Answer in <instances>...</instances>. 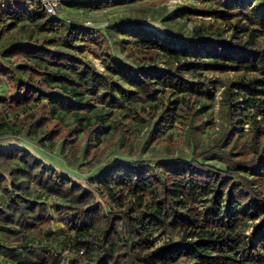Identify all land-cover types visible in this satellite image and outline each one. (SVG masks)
Instances as JSON below:
<instances>
[{"label": "trees", "instance_id": "obj_1", "mask_svg": "<svg viewBox=\"0 0 264 264\" xmlns=\"http://www.w3.org/2000/svg\"><path fill=\"white\" fill-rule=\"evenodd\" d=\"M62 1L83 3L88 9L104 6ZM214 1L220 7L191 12L208 21L187 34L158 36L137 22L114 26L111 35L124 55L120 58L101 32L66 22L60 12L50 16L39 0H0L1 33L17 21H30L38 32L54 35L38 44L2 47L0 78L12 83L9 105L38 104L23 117L26 129L58 125L57 110L73 117L64 146L74 140L72 133L82 131L88 150L107 132L102 113L93 122H82L81 111L89 109L93 99L83 102L84 95L120 108L125 99L155 101L165 90L214 101L220 90V125L212 142L192 151L189 160H120L84 185L23 145L0 147V264H50L45 245L41 258L29 262L26 252H32L33 239L39 244L55 241L60 258L73 250L70 264H264V125L259 119L264 113L259 104L264 101V7L253 0ZM4 17L8 21L1 22ZM84 52L93 53L108 71L121 74L125 85L103 76ZM205 71L240 77L211 80L203 76ZM109 79L111 92L100 93ZM248 109L244 122L243 111ZM200 112H190L191 120ZM153 119L148 113L146 121ZM171 121L166 106L150 125L149 140L157 142ZM3 127L0 122V139L5 137ZM195 130L191 126L189 132ZM116 131L125 134L121 123ZM55 133L43 132L41 147ZM118 186L130 199L116 197ZM199 203L204 204L201 211H192ZM55 219L66 233L51 229ZM156 230L177 233L178 238L157 246L152 239ZM59 261L55 257L54 264Z\"/></svg>", "mask_w": 264, "mask_h": 264}, {"label": "rangeland", "instance_id": "obj_2", "mask_svg": "<svg viewBox=\"0 0 264 264\" xmlns=\"http://www.w3.org/2000/svg\"><path fill=\"white\" fill-rule=\"evenodd\" d=\"M2 1L9 3L10 0ZM80 1L83 0L78 2ZM87 1L100 2L104 6L88 9L82 5L83 3L81 5H70L61 1L57 14L60 12V17L64 18L66 22L77 23L76 25L78 26L83 25L86 28L101 32L108 38L112 52L120 58H124V55L119 52L117 41L111 35L115 33L114 26L124 22H137L142 28L152 30L158 36H164L168 33L176 35L187 34L195 25L208 21L206 17L191 12L220 7L214 0ZM104 1H110L112 4ZM237 1L241 2L243 0ZM253 1L257 5L259 4L260 8L264 7V0ZM209 20L213 21L212 19ZM6 21L8 19L4 17L1 22ZM83 22H87L89 26L84 25ZM219 23L222 25V22ZM53 36V34L38 32L30 21H17L12 29L4 33L0 32V50L11 43L29 41L38 44L43 39H53ZM47 45L49 47L53 46L51 44ZM83 55L94 64L103 76H110L108 78L125 85L121 79V74H114L108 71L103 62L96 58L93 53L84 52ZM164 63L165 60L161 59L159 66H163ZM203 76L211 80L240 77L239 74L234 72L221 73L212 71L203 72ZM105 81L108 86L101 90L100 93L111 92L110 79ZM114 94L118 96L117 93ZM215 94V100L208 101L202 97L176 95L170 90H165L158 95L155 101L125 99L123 107L120 108H109L100 104L95 99V95L90 98L88 95H84L85 101L83 102L93 99L89 100L91 107L81 111L82 122L87 119L93 122L95 115L102 113L105 115V124L108 125L107 132L100 137L101 143L87 150L86 142L81 140L82 131L72 133V136L75 135L74 140L66 146L63 145L65 136L71 132V126L69 125L72 124L73 117L60 110L56 111V115L61 118L58 125L45 127L44 124L36 129H26L24 123H26L27 119L24 120L23 117L31 110L36 109L38 104L31 102L24 108H15L9 105L7 100L14 95L13 86L10 81L0 78V122L4 125L3 128L5 130V137L0 139V147L23 145L46 163L63 173L71 175L84 185H86L85 181L88 178L97 174L102 168L120 160L130 161L137 158L151 161L168 159L189 160L192 151L199 150L204 145L212 142V134L220 125L217 117L220 90H216ZM16 97H20V94ZM259 104L264 108L263 100L259 101ZM166 106L171 109L172 121L157 142L150 141V125L158 118L159 111ZM197 110H201V112L197 114L195 119L191 120L190 112ZM150 112L154 114V119L151 123H148L146 120H148V113ZM250 112L251 109L243 111L244 122L248 121ZM259 119L264 125V113ZM117 123H121L124 126V136L117 133ZM191 126L196 128L192 133L189 132ZM243 127L247 128V124H244ZM51 129L56 130V133L52 136L53 139L43 141L44 147H41V141L39 140L43 136V132ZM243 139H240V141ZM261 146L264 148V138ZM210 162L219 167L221 166V163L216 159H212ZM114 191L118 199H130L131 197L123 187L118 186ZM203 206V203H199L194 205L191 210L199 213ZM51 229L56 234L66 233L64 226L57 222L56 219L53 220ZM177 238V233L163 234L158 230L152 233V239L157 246L170 240L176 241ZM46 243L39 244L36 239L32 240L30 245L32 252H26L29 262L34 263L41 258L43 253L41 248L45 245L50 253V264L55 263V257L60 260L58 264H70L73 250L64 253L60 258L54 249L55 241L51 244ZM179 264L184 263L180 262Z\"/></svg>", "mask_w": 264, "mask_h": 264}, {"label": "built area", "instance_id": "obj_3", "mask_svg": "<svg viewBox=\"0 0 264 264\" xmlns=\"http://www.w3.org/2000/svg\"><path fill=\"white\" fill-rule=\"evenodd\" d=\"M39 1L42 7L47 12V14H49L50 16H55L57 14V10L60 7L62 0H39ZM83 24L89 26L87 22H83Z\"/></svg>", "mask_w": 264, "mask_h": 264}]
</instances>
